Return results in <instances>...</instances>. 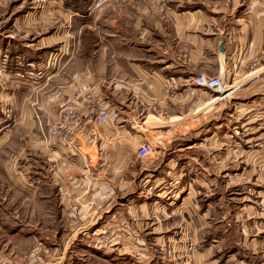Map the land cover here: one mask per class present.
Returning <instances> with one entry per match:
<instances>
[{
    "label": "rangeland",
    "instance_id": "rangeland-1",
    "mask_svg": "<svg viewBox=\"0 0 264 264\" xmlns=\"http://www.w3.org/2000/svg\"><path fill=\"white\" fill-rule=\"evenodd\" d=\"M68 1L0 0V254L12 264H264V0H93L83 18ZM174 58L181 79L160 71ZM120 60L130 75L114 69ZM86 66L132 84L103 138L69 145L88 194L105 175V201L89 204L66 201L65 180L81 177L47 153L61 143L34 122L49 80L68 84ZM132 66L143 80L130 79ZM201 75L224 89L197 86ZM145 136L155 151L141 162Z\"/></svg>",
    "mask_w": 264,
    "mask_h": 264
},
{
    "label": "crops",
    "instance_id": "crops-1",
    "mask_svg": "<svg viewBox=\"0 0 264 264\" xmlns=\"http://www.w3.org/2000/svg\"><path fill=\"white\" fill-rule=\"evenodd\" d=\"M68 12L72 13V11ZM72 14H76V13H72ZM71 14V15H72ZM78 14V13H77ZM79 15V14H78ZM88 15V14H87ZM81 16V15H79ZM83 17H87L86 15L81 16ZM178 33L181 34L180 31H178ZM122 41H120V45H119V50L120 53L122 55ZM133 43L130 44V49H129V53L132 54L133 51ZM135 47H138V44H135ZM132 56V55H131ZM132 58V57H129ZM137 59L135 60H142V58H139L138 56L135 57ZM158 64H163L164 63V59L162 60H157ZM34 67L37 65H39V62H33ZM29 65V63H27ZM123 61L120 60V65L119 67H115L114 69H119V73L122 76H127L130 75L131 72L129 70V72L127 71V69L124 67L123 65ZM131 64V63H130ZM133 66H140L139 64H134ZM132 66V71L134 74H136L135 78H130L134 81H140L143 80V76H145V72H147L144 69L138 68V67H133ZM87 68H85L84 71H82L81 73H78L77 75L73 76L71 78V80L68 82V84L65 83H56V84H51L50 81L47 83L50 84L51 86V90L49 91V93L47 92H42L40 93V95L35 96V108L34 111L35 113V119L34 122L38 127V132L41 133L40 137L42 136V132H43V124L44 126H47V124L49 125L52 122H58L61 120V116L63 114V112L68 109V108H74L76 110L77 113H83V112H87L89 110V108L92 106L91 104V100H93V104H96L97 106H101V107H106L107 110H109L111 112V116H112V120H113V116L116 114V106L114 105V100H116V98H118V96H122L123 98H125V96H127L130 93V89L128 88V86H132V84L126 82L123 83L122 81L124 79L122 78H113L112 81L107 80L105 78H95L92 74V71L90 70L89 66H86ZM181 67H184V65L181 64L180 60H175L174 58V62L171 63V65H162L160 66V71H162V73H164V71L169 70V69H173L176 70V72L174 71V73H176L177 75L175 76H171L177 79H181ZM135 69V70H133ZM129 74H128V73ZM155 72V71H154ZM158 72V71H156ZM152 79L154 78L156 81L159 80L160 75L159 72L158 74L154 73H147ZM161 74V73H160ZM158 76V78H156ZM177 76V77H176ZM57 76H55L56 78ZM139 79H138V78ZM52 79V78H51ZM155 80H152L153 83H156ZM46 84L42 85L45 86ZM90 99V100H89ZM37 116H39V122L37 120ZM40 123V124H39ZM84 126L81 130V132L78 134L77 138H80L79 140L82 141H86L85 138L90 139L91 136H96L97 138H103L102 136L104 135V129H105V125L103 124H98L96 122H94L93 120L90 119H85L84 120ZM42 124V126H41ZM40 125V126H39ZM103 128V130H102ZM47 130V128H46ZM86 142H83V146L85 145ZM51 150H49L50 155L53 156H59L60 157V166L61 167H66L68 169V167L70 168H76L74 171H77V173H74L76 176H80L81 179H76L78 180V182H75V180L71 179L68 180L66 179L65 181H67V190H66V194L65 199L66 201H74L75 203H85V204H89L92 203L94 201L96 202H104L105 201V195H106V191L107 188L104 187V185L107 186V183L105 182V175H101L99 176V181H101V183L99 182L97 184V188H98V193L97 195L91 196L90 194H88V190L90 187V184H88L87 187V182L83 177H84V173H86V170L84 169V167L86 165L81 164L80 161H82V159H79V157L77 158V152L72 149L69 146H65V145H61V144H57V145H51ZM79 150V149H78ZM120 151V150H119ZM47 155V154H46ZM73 161V162H70ZM59 162H57L58 164ZM54 167H56V164L54 165ZM89 171V169H87ZM56 173V172H55ZM101 173V172H100ZM105 173V172H104ZM73 174V175H74ZM71 175V177L73 176ZM87 179V178H86ZM103 179L104 181L102 182ZM70 181V182H69ZM162 181V180H161ZM74 188H77V190L79 189H83L82 191H74ZM103 188V189H102ZM104 206V205H103ZM99 208V207H98ZM102 231V229H101ZM100 231V232H101ZM101 233H104L101 232ZM10 261L5 258L4 256H2V254H0V264H6L9 263Z\"/></svg>",
    "mask_w": 264,
    "mask_h": 264
},
{
    "label": "built area",
    "instance_id": "built-area-1",
    "mask_svg": "<svg viewBox=\"0 0 264 264\" xmlns=\"http://www.w3.org/2000/svg\"><path fill=\"white\" fill-rule=\"evenodd\" d=\"M194 81L197 86L214 93H221L220 91L224 89L223 81L220 77L211 78L201 75ZM90 102L92 106L87 112L77 113L74 108H68L63 112L60 121L50 123L46 131L49 142L71 145L81 132L85 119L93 120L102 125L107 123L111 117V112L106 107L93 104V100ZM144 139L136 149V156L141 162L149 160L155 151L153 143L146 136Z\"/></svg>",
    "mask_w": 264,
    "mask_h": 264
},
{
    "label": "trees",
    "instance_id": "trees-1",
    "mask_svg": "<svg viewBox=\"0 0 264 264\" xmlns=\"http://www.w3.org/2000/svg\"><path fill=\"white\" fill-rule=\"evenodd\" d=\"M92 1L93 0H69L68 2H66V5L68 8L80 13L81 15H87L88 8Z\"/></svg>",
    "mask_w": 264,
    "mask_h": 264
}]
</instances>
